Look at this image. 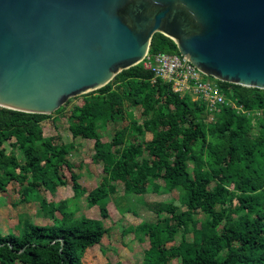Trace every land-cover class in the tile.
Here are the masks:
<instances>
[{"label": "trees", "instance_id": "trees-1", "mask_svg": "<svg viewBox=\"0 0 264 264\" xmlns=\"http://www.w3.org/2000/svg\"><path fill=\"white\" fill-rule=\"evenodd\" d=\"M149 53L179 54L175 43L159 33ZM152 79L140 63L82 95L83 103L71 109L72 139L94 141L91 161L102 163L107 175L104 184L88 193L69 159L75 146L59 136H43L41 123L50 116L0 107V192L16 183L18 203H37L54 222L40 226L23 220L17 235L0 234V264H82L86 250L100 245L107 233L106 200L116 191L107 183L110 179L121 182L126 195L158 194V181L169 193L185 191L184 211L172 203L149 204L156 222L128 228L139 243L147 239L141 264H169L173 258L181 264H264V90L217 81L240 111L223 106L208 123L204 105ZM137 107L146 116L143 129L129 113L128 123L104 145L100 130L118 117L127 120L126 108ZM63 111L62 106L55 114ZM144 131L152 139L136 143ZM68 186L74 197L87 194L88 208L97 206L101 220L74 218L73 207L47 202L42 195ZM197 213L203 218H196ZM178 235L177 244L164 247Z\"/></svg>", "mask_w": 264, "mask_h": 264}, {"label": "water", "instance_id": "water-1", "mask_svg": "<svg viewBox=\"0 0 264 264\" xmlns=\"http://www.w3.org/2000/svg\"><path fill=\"white\" fill-rule=\"evenodd\" d=\"M171 39L203 75L264 90V0H0V107L50 116Z\"/></svg>", "mask_w": 264, "mask_h": 264}, {"label": "rangeland", "instance_id": "rangeland-1", "mask_svg": "<svg viewBox=\"0 0 264 264\" xmlns=\"http://www.w3.org/2000/svg\"><path fill=\"white\" fill-rule=\"evenodd\" d=\"M203 82H215L210 76H203ZM83 99L81 96L69 99L63 106L64 111L50 115V117L41 123V128L44 137L59 136L63 143H72L75 146L74 151L69 156L70 161L75 165L74 172L79 174V183L86 190L90 192L101 184H104L103 178L107 175L103 171L104 166L102 163H95L91 161L94 155V142L81 141L76 139L73 141L72 136L68 130L67 117L71 109L75 105H81ZM126 118L118 117L113 123H109L105 129L100 130L101 142L104 145L110 144L115 131L119 130L122 126L126 125L129 120V113L136 119L138 125L143 129V121L146 116L142 115V108H126ZM210 123L209 120H207ZM212 122V121H211ZM256 131H253L255 134ZM152 139V134L143 132L136 137L137 142L147 143ZM7 148V144L5 145ZM112 152L115 148H111ZM115 158L118 156L114 153ZM144 156H147L145 154ZM189 170L193 168L191 163H188ZM66 178H69L68 171L64 170ZM115 186V193L108 196L107 209L109 218L103 219V224L107 229L106 235L103 237L101 244L86 250L82 258V264H106L108 261H120L123 264H141L144 258L145 251L149 248L147 239L145 243H139L134 234L127 233L129 227L137 226L142 222L154 223L157 216L148 207L153 203H172L180 211H184L185 207L182 203V198L185 191L178 188L169 193L165 190L163 183L158 181L160 186L158 194H146L142 196L126 195L124 192L123 184L119 181L110 179L107 181ZM19 188L16 183H10L6 190L0 192V234L7 235L9 233L18 234L17 226L19 222L27 220L30 223L44 226L53 225L54 222L49 218L40 208L37 203L20 204ZM47 202L55 204L64 203L69 208H74V218H93L101 220L99 208L97 206L89 209L87 206V194L74 197L72 189L68 187H59L55 194L42 192ZM60 217V213H55ZM166 216V214H163ZM202 219L203 216L199 213L195 216ZM180 240V235L176 238L174 243L165 244L164 247L177 244ZM20 264V263H16ZM169 264H181L179 258H173Z\"/></svg>", "mask_w": 264, "mask_h": 264}, {"label": "built area", "instance_id": "built-area-1", "mask_svg": "<svg viewBox=\"0 0 264 264\" xmlns=\"http://www.w3.org/2000/svg\"><path fill=\"white\" fill-rule=\"evenodd\" d=\"M143 68L153 74L152 81L160 80L170 86L171 92L182 97H189L191 102L205 107L207 119L211 121L223 106H231L240 111L228 99L215 82H203V75L186 57L165 53L150 54L149 51L141 62Z\"/></svg>", "mask_w": 264, "mask_h": 264}, {"label": "crops", "instance_id": "crops-1", "mask_svg": "<svg viewBox=\"0 0 264 264\" xmlns=\"http://www.w3.org/2000/svg\"><path fill=\"white\" fill-rule=\"evenodd\" d=\"M74 141V140H73ZM81 141H92V140H81ZM94 142V141H93ZM58 189V188H57ZM90 250V249H89Z\"/></svg>", "mask_w": 264, "mask_h": 264}]
</instances>
